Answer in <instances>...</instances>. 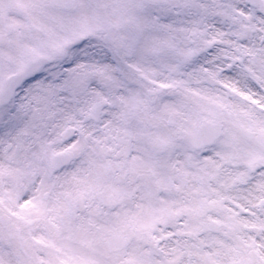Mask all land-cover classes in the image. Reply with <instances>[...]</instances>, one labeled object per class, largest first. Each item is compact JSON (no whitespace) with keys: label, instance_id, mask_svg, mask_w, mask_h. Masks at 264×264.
<instances>
[{"label":"snow or ice","instance_id":"6c2138e0","mask_svg":"<svg viewBox=\"0 0 264 264\" xmlns=\"http://www.w3.org/2000/svg\"><path fill=\"white\" fill-rule=\"evenodd\" d=\"M0 264H264V0H0Z\"/></svg>","mask_w":264,"mask_h":264}]
</instances>
